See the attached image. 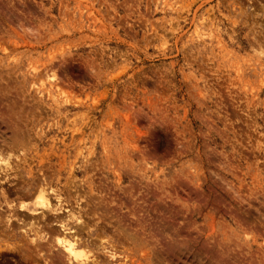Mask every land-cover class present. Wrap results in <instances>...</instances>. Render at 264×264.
<instances>
[{"label":"rangeland","instance_id":"1","mask_svg":"<svg viewBox=\"0 0 264 264\" xmlns=\"http://www.w3.org/2000/svg\"><path fill=\"white\" fill-rule=\"evenodd\" d=\"M65 209L98 264H264V0H0V264Z\"/></svg>","mask_w":264,"mask_h":264},{"label":"bare ground","instance_id":"2","mask_svg":"<svg viewBox=\"0 0 264 264\" xmlns=\"http://www.w3.org/2000/svg\"><path fill=\"white\" fill-rule=\"evenodd\" d=\"M50 192L51 190L48 187H46L45 183L37 184V186H35L33 189V200H32L33 207L30 208L28 206H23V205L20 206L19 210L27 209L32 214L29 217L28 222L26 223V225H28L27 230H24V232H22L24 233L23 235L26 236L31 235L32 236L31 239L34 240H36V238H39L38 235L40 234V230L42 229L40 228L39 224L41 222L40 220L44 218L45 212L49 214L50 212H55L56 207L58 208L57 203L52 204L50 202L49 199ZM56 202L58 201L56 200ZM63 212H65V215L63 216L56 215L55 218L52 217L54 218L55 225H53L54 228L50 230L54 242L51 244H55L53 245L54 247H60L61 251L64 254V258L67 264H98L97 257L94 256L89 260V258L85 256L86 255L85 252L84 251H83L84 253L82 252L81 250V246H83V242L81 240L82 237L79 236L78 231H75L73 229V226H77V225L80 226L83 224L81 223V217L75 216V213L72 211V209H65ZM23 227L25 228L24 225ZM48 239L46 242H48ZM100 245L102 249H105L102 243H99V246ZM53 246L52 248H54ZM108 257L114 258V253H110Z\"/></svg>","mask_w":264,"mask_h":264}]
</instances>
